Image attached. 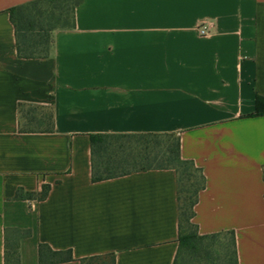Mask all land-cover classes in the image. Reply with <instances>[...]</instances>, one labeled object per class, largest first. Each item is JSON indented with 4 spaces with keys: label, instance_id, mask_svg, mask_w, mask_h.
I'll return each mask as SVG.
<instances>
[{
    "label": "crops",
    "instance_id": "1",
    "mask_svg": "<svg viewBox=\"0 0 264 264\" xmlns=\"http://www.w3.org/2000/svg\"><path fill=\"white\" fill-rule=\"evenodd\" d=\"M32 1L0 0V264H40L41 244L71 250L58 264H173L176 172L92 180L90 135L140 133L178 135L202 169L199 234L233 231L239 264H264V0H83L49 57L23 60L9 10ZM30 105L53 132H20Z\"/></svg>",
    "mask_w": 264,
    "mask_h": 264
},
{
    "label": "trees",
    "instance_id": "2",
    "mask_svg": "<svg viewBox=\"0 0 264 264\" xmlns=\"http://www.w3.org/2000/svg\"><path fill=\"white\" fill-rule=\"evenodd\" d=\"M83 0H35L9 10L15 29L17 56L23 60H45L50 55L52 34L56 29L75 26V11ZM22 105V104H21ZM34 108V109H30ZM29 109L28 111H25ZM41 112L37 118L36 112ZM49 111V112H48ZM253 116H264V98L256 99ZM21 133L54 131L51 109L38 106L19 107ZM23 120L28 125L23 126ZM92 180L99 182L151 170H174L177 175L179 208V246L173 264H191L196 258L221 259L222 264H239L233 231L201 235L194 223L199 194L206 187L201 168L181 157L180 138L171 133L92 134ZM264 176V170H263ZM49 186L38 193L18 190L17 199L45 200ZM22 236H29L23 232ZM227 237L229 238L226 242ZM17 264L16 251H9L7 262ZM73 260L71 250L55 251L47 244L39 246L40 264H58ZM81 264H115L113 254L80 260Z\"/></svg>",
    "mask_w": 264,
    "mask_h": 264
},
{
    "label": "rangeland",
    "instance_id": "3",
    "mask_svg": "<svg viewBox=\"0 0 264 264\" xmlns=\"http://www.w3.org/2000/svg\"><path fill=\"white\" fill-rule=\"evenodd\" d=\"M34 109V108H30ZM29 109H26L25 111H28ZM49 112V111H48ZM37 118L41 117V112L37 110L36 112ZM23 126L25 127H31V128H37L35 125H28L27 121L23 120ZM229 238L227 237L226 242H228ZM191 264H222L221 259H210L208 260L207 257H201V258H196L194 259Z\"/></svg>",
    "mask_w": 264,
    "mask_h": 264
},
{
    "label": "built area",
    "instance_id": "4",
    "mask_svg": "<svg viewBox=\"0 0 264 264\" xmlns=\"http://www.w3.org/2000/svg\"><path fill=\"white\" fill-rule=\"evenodd\" d=\"M199 34L201 36H208L211 32V25L209 23H202L198 28Z\"/></svg>",
    "mask_w": 264,
    "mask_h": 264
}]
</instances>
